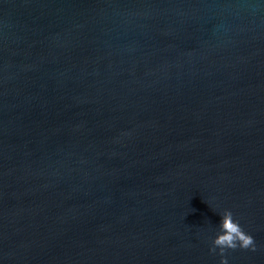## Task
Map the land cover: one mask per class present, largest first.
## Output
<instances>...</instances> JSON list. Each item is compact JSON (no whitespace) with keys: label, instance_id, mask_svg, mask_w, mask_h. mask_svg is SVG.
Here are the masks:
<instances>
[{"label":"water","instance_id":"95a60500","mask_svg":"<svg viewBox=\"0 0 264 264\" xmlns=\"http://www.w3.org/2000/svg\"><path fill=\"white\" fill-rule=\"evenodd\" d=\"M264 264V0H0V264Z\"/></svg>","mask_w":264,"mask_h":264},{"label":"clouds","instance_id":"9594fccd","mask_svg":"<svg viewBox=\"0 0 264 264\" xmlns=\"http://www.w3.org/2000/svg\"><path fill=\"white\" fill-rule=\"evenodd\" d=\"M256 251L254 238L245 233L238 220H234L231 210L225 209L221 215L219 223V231L212 240L210 251L213 253L219 249L221 257L220 264H228L226 251L237 248Z\"/></svg>","mask_w":264,"mask_h":264}]
</instances>
